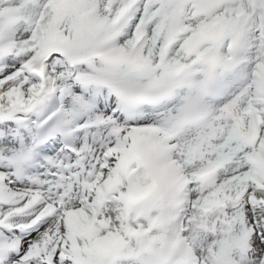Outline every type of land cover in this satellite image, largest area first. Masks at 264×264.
I'll list each match as a JSON object with an SVG mask.
<instances>
[{
  "label": "snow or ice",
  "instance_id": "snow-or-ice-1",
  "mask_svg": "<svg viewBox=\"0 0 264 264\" xmlns=\"http://www.w3.org/2000/svg\"><path fill=\"white\" fill-rule=\"evenodd\" d=\"M0 264H264V0H0Z\"/></svg>",
  "mask_w": 264,
  "mask_h": 264
}]
</instances>
